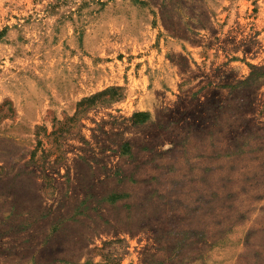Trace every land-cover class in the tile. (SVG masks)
<instances>
[{
  "label": "rangeland",
  "instance_id": "374dc122",
  "mask_svg": "<svg viewBox=\"0 0 264 264\" xmlns=\"http://www.w3.org/2000/svg\"><path fill=\"white\" fill-rule=\"evenodd\" d=\"M0 264H264V0H0Z\"/></svg>",
  "mask_w": 264,
  "mask_h": 264
}]
</instances>
